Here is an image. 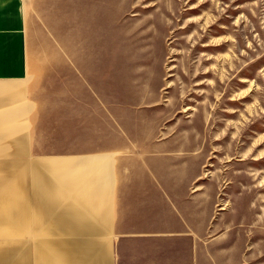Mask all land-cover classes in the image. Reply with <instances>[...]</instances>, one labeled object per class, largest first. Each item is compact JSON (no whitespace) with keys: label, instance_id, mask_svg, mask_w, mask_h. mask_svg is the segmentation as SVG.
Masks as SVG:
<instances>
[{"label":"crops","instance_id":"0c3cea01","mask_svg":"<svg viewBox=\"0 0 264 264\" xmlns=\"http://www.w3.org/2000/svg\"><path fill=\"white\" fill-rule=\"evenodd\" d=\"M73 2L43 15L0 0V264H260L229 220L241 178L213 166L203 127L176 121L160 63L123 71L101 42L92 55Z\"/></svg>","mask_w":264,"mask_h":264},{"label":"rangeland","instance_id":"374dc122","mask_svg":"<svg viewBox=\"0 0 264 264\" xmlns=\"http://www.w3.org/2000/svg\"><path fill=\"white\" fill-rule=\"evenodd\" d=\"M32 1L40 2L43 15L50 5L66 7V0H26L27 5ZM77 2L76 7L89 10L92 55H99L101 42L102 54L126 55L119 63L123 71L134 64L156 70L160 63L162 98L175 103L176 121H187L185 128L193 133L203 127L208 148L219 149L212 154L213 166L227 165L229 176L241 178L243 197L229 220L249 234V251L264 264V0ZM133 53H150L157 60L143 55L128 62L127 55ZM9 144L1 142L0 151V179L6 183H11L6 172L11 163ZM19 183L18 223L22 199L29 198L20 196L26 180Z\"/></svg>","mask_w":264,"mask_h":264}]
</instances>
